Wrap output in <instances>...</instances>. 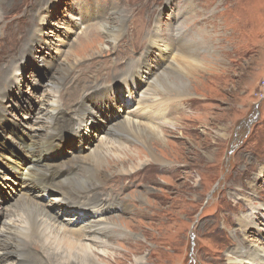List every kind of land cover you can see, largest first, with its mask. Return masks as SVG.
I'll return each mask as SVG.
<instances>
[{"label": "rangeland", "instance_id": "obj_1", "mask_svg": "<svg viewBox=\"0 0 264 264\" xmlns=\"http://www.w3.org/2000/svg\"><path fill=\"white\" fill-rule=\"evenodd\" d=\"M98 13L108 31L88 23ZM156 25L177 49L151 41ZM189 41L197 43L195 54L178 48ZM167 64L175 72L154 82ZM133 66L146 84L128 86ZM0 68V241L24 226L16 207L23 193L38 192L21 183L9 133L17 125L18 139L28 135L46 108L70 107L90 94L84 85L96 83L115 101L94 114L97 120L81 121L47 158L93 164L91 155L103 147L97 160L107 179L89 193L106 191L116 204L80 216L92 222L104 215L119 227L88 241L89 255L100 264H228L239 238L264 248V0H0ZM182 81L188 86L178 91ZM150 85L148 106L141 94ZM124 121L153 124L163 139L127 136ZM89 176L75 179L76 188L90 186ZM51 198L39 203L58 213Z\"/></svg>", "mask_w": 264, "mask_h": 264}, {"label": "bare ground", "instance_id": "obj_2", "mask_svg": "<svg viewBox=\"0 0 264 264\" xmlns=\"http://www.w3.org/2000/svg\"><path fill=\"white\" fill-rule=\"evenodd\" d=\"M82 13L85 12L82 10ZM92 21H96L95 24L102 26L104 30L106 29L108 31V23L105 22V19L99 13L93 19H90L88 23L93 24ZM159 30L160 27L156 25V31L151 35V41L153 43L161 42L162 44L168 45L171 47V50L177 49L172 47L173 44L171 46L166 42L167 39L163 38L161 36L162 34H159ZM115 35L117 39L119 34L115 33ZM193 43L189 41L185 46L179 44L178 48L182 50L186 48L188 53L195 54L197 52V43ZM205 45H208V47L211 46L209 42H206ZM14 53L9 48L7 57H12ZM177 63L178 66L179 62ZM148 65V61L144 62V66L148 67ZM167 65L169 66V68L167 66V70L162 69L163 71H160V73L154 72V74L157 73L155 74L154 82H157L159 79L164 81L168 77L167 74L175 72L173 66ZM133 69H135V66L127 69L126 82L128 81V86L136 87L138 84H146L143 82L148 77L139 75L138 69ZM74 80L76 81L74 83L80 86L82 78L77 77ZM151 85L147 88V94H141L142 103L148 106L154 103L153 88ZM164 85L167 86L170 84L163 82L162 86ZM181 86L182 88L180 86L177 87L178 91L185 89L188 85L182 81ZM56 87L58 85H55ZM55 88L53 91L54 94L57 93V88ZM83 88L87 92H90V94H85L80 100L74 101L70 107H66L63 102H58L57 105L46 108V113L39 118V121L34 120V126L30 128L31 130L28 131V135H23L22 138L18 139L16 135H19L21 128L17 125L9 133L15 135V141L10 143V150L21 163L19 173L24 181L21 183L25 187H32L38 190V192L34 194L35 196L29 193H23L20 202L16 206L18 210L23 212L24 226H17L14 229H10L9 233L4 234V238L0 241V264H59L58 258H62L64 261L66 260L67 262L65 264H100L95 257L88 254V241L95 242V240L106 238L119 227L117 222H111L102 218L104 215H100L99 219L92 221L93 223L91 221H84L80 216V213L88 209H95L97 212H102L103 214V210H108V212L111 210L106 209V207L115 206L116 204L113 202L115 200L112 197L113 194H108L106 191H100L93 195L89 193L91 189L95 188L92 186H100L107 179L106 174L101 170V164L97 160L104 151L103 147L91 155L90 159L95 156L96 160L93 164L85 160H67L68 162L63 164L47 161L48 157H51L63 146L67 134H77L76 129L81 121L87 117H91L92 121L97 120L98 117L94 114L96 112H102L104 105L112 104L115 101V99H111L113 97L111 94L106 93V90L99 87L96 83L92 84V86H89V84L84 85ZM3 94L5 95V92ZM162 100L168 101L170 98L167 96ZM163 111H168V108L163 109ZM3 112L0 115V127H2L4 124L3 121L5 120H2V117H4ZM166 115L168 116L167 112L162 117ZM164 119L163 122L165 124L168 118ZM9 120L12 121L11 119ZM155 127L157 126L150 123H147L146 126H138L133 123L131 124L130 121H127V123L124 121V129L126 131L123 132L127 136L131 135V133H135L139 137L142 134H150L163 139L162 134ZM39 131H43V133ZM171 131L174 132L173 130ZM7 135L8 133H5V138ZM119 142L123 143L122 141ZM148 148L150 149L148 153L152 157H155L154 150L150 146ZM142 152L144 153V151ZM128 169L125 170L129 171ZM86 174L90 175L92 184L85 188H76L75 179L83 175L86 178ZM53 190H56L58 194L51 198V192ZM48 198H51V205L60 207L58 213L52 211L53 215L39 203L40 201L44 203L43 199ZM32 209L35 210L33 215H31ZM4 217L6 219L5 222L9 223L8 216L4 215ZM247 219L242 221L245 226L248 225ZM56 225L58 226L56 227ZM237 238L239 237L237 236ZM243 241L244 239H237L236 244L228 251V264H245L249 262L264 264V248L254 245L246 246ZM35 243L40 245V250L37 249L38 247L35 246ZM73 258L75 262L72 261ZM6 261L10 262L4 263Z\"/></svg>", "mask_w": 264, "mask_h": 264}]
</instances>
